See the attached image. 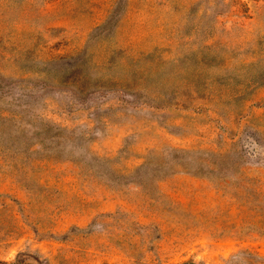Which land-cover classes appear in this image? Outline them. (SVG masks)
Instances as JSON below:
<instances>
[{
  "label": "rangeland",
  "instance_id": "obj_1",
  "mask_svg": "<svg viewBox=\"0 0 264 264\" xmlns=\"http://www.w3.org/2000/svg\"><path fill=\"white\" fill-rule=\"evenodd\" d=\"M0 86V264H264V0H0Z\"/></svg>",
  "mask_w": 264,
  "mask_h": 264
},
{
  "label": "trees",
  "instance_id": "obj_2",
  "mask_svg": "<svg viewBox=\"0 0 264 264\" xmlns=\"http://www.w3.org/2000/svg\"><path fill=\"white\" fill-rule=\"evenodd\" d=\"M95 92V91H93ZM92 91L90 92V90L87 88H81V89H77V92L74 93V95L78 98L80 97H84L86 95H89V94H92L93 93ZM4 91L3 89L1 88L0 86V99L3 98L4 96ZM5 118L0 114V140H8L10 141L11 138V135H10V132H8V128L9 126L7 124H5L4 121ZM51 131V130H50ZM49 129H42V132H47L48 134L50 133ZM19 133V132H17ZM264 216V214H263Z\"/></svg>",
  "mask_w": 264,
  "mask_h": 264
}]
</instances>
